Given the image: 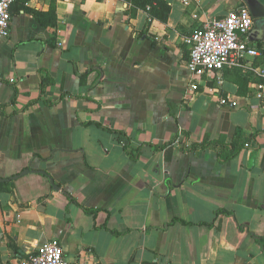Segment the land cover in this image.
Instances as JSON below:
<instances>
[{"label": "crops", "instance_id": "1", "mask_svg": "<svg viewBox=\"0 0 264 264\" xmlns=\"http://www.w3.org/2000/svg\"><path fill=\"white\" fill-rule=\"evenodd\" d=\"M162 1L12 4L0 40V178L46 175L0 181V264L53 237L70 264H264V96L230 67L190 91L183 42L245 4ZM251 30L249 47L264 49ZM226 94L236 107L220 104ZM237 129L252 144L232 159L193 147L228 143Z\"/></svg>", "mask_w": 264, "mask_h": 264}, {"label": "built area", "instance_id": "2", "mask_svg": "<svg viewBox=\"0 0 264 264\" xmlns=\"http://www.w3.org/2000/svg\"><path fill=\"white\" fill-rule=\"evenodd\" d=\"M15 1L0 0V40L9 35L11 6ZM182 2L187 4L189 0ZM253 20L246 5H241L230 9L223 17L206 20L201 27L183 37L189 52L187 69L193 79L188 85L190 91L198 89L202 82L201 77L205 73L230 67L238 68L255 78L257 81L253 85L256 97L261 99L264 96V64L257 65L253 62L256 57L264 56V49L249 47L247 42ZM217 81L220 83L222 79L218 77ZM219 102L231 108L238 105L237 100L227 94L221 95ZM179 138L181 137L178 136L174 143L179 144ZM14 264H70V262L64 255L60 241L53 237L41 243L27 256L17 259Z\"/></svg>", "mask_w": 264, "mask_h": 264}, {"label": "trees", "instance_id": "3", "mask_svg": "<svg viewBox=\"0 0 264 264\" xmlns=\"http://www.w3.org/2000/svg\"><path fill=\"white\" fill-rule=\"evenodd\" d=\"M126 1L130 2L132 5L136 7H139V6L144 7L147 4H149L150 6L152 5L153 2H157L158 4L163 5L162 0H126ZM51 83H52L51 77L47 75L43 76L41 84H40V92L43 93L45 87ZM251 141H252V136L244 138L242 137V131L240 129H237L234 139L228 143H224L220 140L213 141V140H209L208 138H205L200 143L194 144L193 147L198 149V148H205L210 145L213 147L219 146L220 150L218 151L217 155H218L219 160L224 162V161H227L237 156V154L242 148L251 147V144H252Z\"/></svg>", "mask_w": 264, "mask_h": 264}, {"label": "water", "instance_id": "4", "mask_svg": "<svg viewBox=\"0 0 264 264\" xmlns=\"http://www.w3.org/2000/svg\"><path fill=\"white\" fill-rule=\"evenodd\" d=\"M241 1L249 9L252 15V18L254 19L253 20V30H251L250 33L251 34L256 33L257 39L261 41L262 43H264V2H262L261 0H241ZM29 172L46 175L44 171L24 169L22 172L13 175L10 178H7V179L0 178V181H8L11 179H16L17 177L27 174ZM49 182L51 186H53L56 190L59 188L58 186L54 184V181L52 180V178H49Z\"/></svg>", "mask_w": 264, "mask_h": 264}]
</instances>
